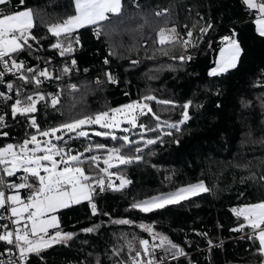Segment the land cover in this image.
I'll return each mask as SVG.
<instances>
[{
    "label": "trees",
    "instance_id": "trees-1",
    "mask_svg": "<svg viewBox=\"0 0 264 264\" xmlns=\"http://www.w3.org/2000/svg\"><path fill=\"white\" fill-rule=\"evenodd\" d=\"M13 5L18 6V0L8 7ZM25 7L34 10L32 34L39 43L29 41L33 50L16 58L28 67L47 68L52 78L41 92L47 98L55 92L60 98L56 108L51 107L49 98L47 106L45 102L37 105L35 115L42 129L120 107L145 95L173 101L172 105L148 103L162 122L178 123L183 119L181 105L192 102L187 110L190 118L178 124V131L165 124L160 132L145 134L146 138L159 135L163 142L147 147L141 143L142 162L110 170L131 183L120 191H97L94 202L99 215L91 214L86 201L59 210L60 228L73 233V239L43 250L39 256L30 254L29 264H97V260L100 264H116L118 259H128L127 242L133 237L153 242L151 235L139 227L142 223L152 225L156 233L167 236L186 252V256L167 264H261L258 243L246 235L250 229L231 231L243 222L231 209L264 200V37L257 31L258 14L248 10L242 0H123L121 14L104 22L99 36L93 26L77 30L74 35L79 37V45L73 44L72 53L60 56L51 47L57 38L48 32V26L73 13L72 0H25ZM161 11L163 16L155 15ZM173 24L187 25L192 31L211 25L201 50L190 60L173 58L181 55L179 44L166 46L167 56L159 51L157 30ZM233 33L242 49L237 67L210 76L222 38ZM65 67L70 71L65 73ZM107 73L117 83L109 82ZM7 81L33 91L32 85H24L17 78ZM10 105L0 106V114L7 113L8 125L0 129L8 133L0 136V147L17 144L26 131H35L27 127L23 117H12ZM140 122L150 127L157 123L150 115L141 117ZM86 127L91 131L88 138L71 140L76 147L73 152L89 144L114 147L123 143L95 136L97 131H106L99 125ZM169 131L171 136L164 134ZM128 134L117 130L118 137ZM130 138L139 140V132ZM90 155H100L104 167V150L94 148L85 153ZM19 175L7 179L16 181ZM115 178L112 180L118 186ZM199 182L210 191L151 213L131 208L134 202ZM124 218L134 224L112 222ZM89 227L96 230L82 231ZM208 240L213 242L211 246ZM122 246L121 256H114L113 250ZM0 249H4L2 242Z\"/></svg>",
    "mask_w": 264,
    "mask_h": 264
},
{
    "label": "snow or ice",
    "instance_id": "snow-or-ice-1",
    "mask_svg": "<svg viewBox=\"0 0 264 264\" xmlns=\"http://www.w3.org/2000/svg\"><path fill=\"white\" fill-rule=\"evenodd\" d=\"M12 2L13 0H0V6H2L0 7V66L3 67V70H0V85H4L7 89V92L0 91V103L7 104L8 101H13L10 105L12 117L14 119L17 116L23 117L27 127L35 131H26L25 138L17 144L8 143L0 147V242L4 245L0 257H7V259L0 258V264H29L30 254L39 256L43 250L57 244L66 245L73 239V233H65L60 228L59 217L56 215L59 210L68 209L86 201L90 205L91 214L99 215L94 194L108 189L120 191L131 183L122 174L110 170L119 168L121 165L142 162L144 157L139 155L143 151L139 146L141 143L147 147L158 141L163 142L159 135L155 138H146L145 134L158 133L165 124L169 129L178 131V124L190 118L187 110L192 102L188 101L181 105L184 109L181 113L183 119L178 123L162 122L161 117L148 103L156 101L160 104L172 105L173 101H158L154 95H145L141 100L132 101L121 107L84 115L55 127L42 129L35 115L39 111L37 105L45 102L47 106L49 101L46 94L39 89L44 79H51L52 76L47 68L28 67L25 61L16 58L25 51L33 50L29 41H37V43L39 41L32 34L35 27L34 10L25 7V0H18V6L13 5L9 8ZM242 2L248 10L258 14L255 20L258 26L257 31L261 37H264V0H242ZM72 8V14L48 26V32L57 38L56 43L51 47L58 50L60 56L72 53L73 44L79 45V37L74 35L78 29L93 26L96 35L99 36L101 26L104 22L110 21L111 16L121 14L123 4L122 0H72ZM155 15L163 16L164 12H157ZM210 28L209 24L207 27L200 28L199 31L206 34ZM193 36L192 30H188L185 36L181 37L175 27H161L157 30L156 43L161 46L159 49L161 54L167 56L169 55L166 47L168 45L179 44L184 49L196 47ZM222 44L216 67L209 71L210 76H218L237 67L242 49L235 39V33L232 37H223ZM178 59L183 62L190 60L191 56L180 55ZM107 62L106 60L105 63ZM75 63V60L71 61V64ZM132 63L138 64L139 61H132ZM63 71L67 73L70 69L65 67ZM8 74L15 76L24 85H32L33 91L29 93L23 87L16 86L14 82H6L5 77ZM106 75L109 82L117 83L111 73ZM59 103V94L52 95L51 107L56 108ZM149 115L157 122L155 126L150 127L140 122L141 117ZM6 116L7 113L0 114V129L8 127ZM124 124L130 127H122ZM86 125H99L106 130L95 132V136L110 137L114 141L119 140L123 143L114 147L89 144L84 151L73 153L64 137L68 136V140L87 138L89 132L84 130ZM117 129L124 133L139 129L140 139L133 140L129 135L118 137L115 135ZM164 134L171 136L173 133L169 131ZM0 136L6 137L8 133L0 131ZM94 148L105 151L102 161L104 167H101L100 155L85 156L86 152L90 153ZM126 148L130 151L125 152ZM21 171L24 174L20 177L21 182L6 179L15 177ZM113 176L119 179L118 186L112 180ZM209 191L210 189L203 182H199L181 187L174 192L162 193L134 202L131 208L143 213H151L169 205H178L192 196ZM22 192L26 195H22ZM231 211L238 219L243 220L231 231L244 232L245 228L250 229L246 233L247 238L254 244L258 243L257 254L261 257V264H264V200L233 208ZM104 215L108 214L104 213ZM112 222L120 225L134 224L126 218ZM139 227L151 235L153 242L149 239L133 237L127 242L128 259H118L116 264H129V261L131 264H165L168 258L176 259L187 255L182 247L167 236L156 233L152 225L142 223ZM95 230L96 228L89 227L82 231L91 233ZM202 235L207 236L206 233ZM212 243L208 240L210 246ZM157 250L162 252L159 258ZM123 251V246L116 248L113 250V255L120 257ZM13 256L17 259H12ZM97 264H100L99 260Z\"/></svg>",
    "mask_w": 264,
    "mask_h": 264
},
{
    "label": "built area",
    "instance_id": "built-area-1",
    "mask_svg": "<svg viewBox=\"0 0 264 264\" xmlns=\"http://www.w3.org/2000/svg\"><path fill=\"white\" fill-rule=\"evenodd\" d=\"M185 26H187V25L179 26V25H175V24H173V25L164 26V27H167V28H173V27H175V28L177 29V31L180 33L181 37H184V36H185V33H186L188 30H192V29H190L189 27H185ZM202 27H205V26H202ZM202 27H200V28H202ZM200 28H199V29H200ZM199 29H198L197 31H193V33H194V36H193V42L196 43V47L188 48V49H184V48L181 47V55H184V56H192V55L196 54L197 52H199V51L201 50V47H202V45H201V43H202V39H203L204 37L207 36V33H206V34H202V33H200ZM197 38H199V39H198V42H197ZM178 58H179V56L176 57L175 59H176V60H179ZM179 61H180V60H179ZM0 70H3V67H2V66H0ZM8 78H16V77L13 76L12 74H8V75L5 77V81H6V82H8V81H7ZM42 79H43V78H42ZM48 83H49V79H44V83L42 84V86H41V88L39 89V91H42L43 89H46ZM24 89H25V88H24ZM25 90H26L27 92H29V93L32 92L31 90H27V89H25ZM0 91H5V92H7V89H6V87H5L4 85H0ZM52 95H56V93H55V92H51V93L49 94V96H48L49 100H51V96H52ZM13 98L15 99V95H14V94H13ZM12 102H13V101H8L7 104H9V103L11 104ZM3 105H6V104H4V103H0V106H3ZM6 123H7V118H6ZM64 139L68 141V145H69V146L71 147V149L74 151V150L76 149V147H75L74 145H72L71 140H68V136H65ZM22 175H24V174L19 175L18 178H17V180H16L15 182H21V181H20V177H21ZM6 179H7V178H6ZM137 238H139V237H137ZM139 239H148V238H139ZM150 242H151V241H150ZM2 251H3V250L0 249V252H2ZM161 254H162L161 250H157V257H158V258H159V256H160ZM127 255H128V249H127ZM182 257H184V256L178 257V258H176V259L168 258V259L165 260V264L170 263V262H176V261H178L179 259H181ZM0 258L7 259V257H0ZM12 259L15 260V259H17V257H16V256H13Z\"/></svg>",
    "mask_w": 264,
    "mask_h": 264
},
{
    "label": "rangeland",
    "instance_id": "rangeland-1",
    "mask_svg": "<svg viewBox=\"0 0 264 264\" xmlns=\"http://www.w3.org/2000/svg\"><path fill=\"white\" fill-rule=\"evenodd\" d=\"M256 26H257V25H256ZM257 28H258V26H257ZM240 47H241V46H240ZM219 51H220V49H219ZM218 59H219V52H218V54H217V56H216V58H215V65H214L212 68L216 67V62L218 61ZM212 68H211V69H212ZM211 69H210V70H211ZM127 104H128V103H127ZM120 107H121V106H120ZM86 126H87V125H86ZM86 126H84V130H85V131H88L89 134H90L91 131H90ZM122 127H130V125L124 124V125H122ZM117 130H119V129H117ZM117 130H115V135H117ZM138 132H139V131L136 132V131H134V129H133L132 131L129 132L128 135L131 136V135H133L134 133L136 134V133H138ZM132 133H133V134H132ZM130 134H131V135H130ZM73 135H75V134H73ZM88 137H89V136H88ZM88 137H87V138H88ZM84 149H85V148H84ZM84 149H81V150H78V151H84ZM76 152H77V151H76ZM73 153H75V152H73ZM86 153H87V152H86ZM18 173H19V172H18ZM20 173L23 174L22 171H21ZM125 178H126V177H125ZM115 179H116L117 181H119V179H117V177H116ZM113 181H114V180H113ZM118 183L120 184V181H119ZM119 184H118V185H119ZM194 184H196V183H194ZM189 185H191V184H189ZM187 186H188V185H187ZM183 187H186V186H183ZM180 188H181V187H180Z\"/></svg>",
    "mask_w": 264,
    "mask_h": 264
},
{
    "label": "crops",
    "instance_id": "crops-1",
    "mask_svg": "<svg viewBox=\"0 0 264 264\" xmlns=\"http://www.w3.org/2000/svg\"><path fill=\"white\" fill-rule=\"evenodd\" d=\"M122 4H123V0H122ZM257 18H258V16L256 17V19H257ZM256 19H255V20H256ZM80 29H81V28H80ZM78 30H79V29H78ZM229 37H230V36H229ZM222 46H223V45H222ZM222 46H221V47H222ZM221 47H220V48H221ZM220 48H219V49H220ZM218 52H219V50H218ZM217 54H218V53H217ZM22 195H26V193H23V192H22ZM253 204H254V203H253ZM242 206H244V205H242ZM242 206H240V207H242ZM57 213H58V212H57ZM57 213H56V215L58 216ZM59 222H60V221H59Z\"/></svg>",
    "mask_w": 264,
    "mask_h": 264
}]
</instances>
